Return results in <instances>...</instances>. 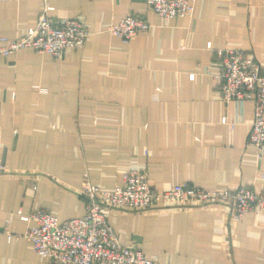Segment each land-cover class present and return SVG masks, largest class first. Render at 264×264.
<instances>
[{"label":"crops","instance_id":"1","mask_svg":"<svg viewBox=\"0 0 264 264\" xmlns=\"http://www.w3.org/2000/svg\"><path fill=\"white\" fill-rule=\"evenodd\" d=\"M48 3L52 20L79 19L89 36L60 57L23 49L0 61V264H54L33 251L17 211L81 216L85 172L104 190L139 170L157 191L264 195V158L248 144L254 102L223 100L216 53L264 64V0H196L191 18L169 21L144 0ZM41 7L0 0V37L25 36ZM128 14L151 26L125 42L107 30ZM109 224L163 264H264V210L233 221L220 208L115 209Z\"/></svg>","mask_w":264,"mask_h":264},{"label":"built area","instance_id":"2","mask_svg":"<svg viewBox=\"0 0 264 264\" xmlns=\"http://www.w3.org/2000/svg\"><path fill=\"white\" fill-rule=\"evenodd\" d=\"M144 1L162 21L184 16L191 18L196 3V0ZM52 10L48 0H42L37 22L25 36L0 37V61L23 49L53 57H60L67 49H81L89 36L84 23L74 18L54 21L49 15ZM150 26L144 17L128 14L110 25L107 32L127 42ZM216 53L221 66L223 100L241 102L251 99L254 102L248 144L255 147L259 158L263 159L264 64L239 49H218ZM81 194L85 198L83 214L65 221H59L44 209L29 214L17 211L19 218L27 223L23 236L41 258L54 264H163L156 257L146 256L121 244L109 224V216L115 209L220 208L233 221L247 213L259 214L264 210V195L246 187L214 191L183 183L169 190L157 191L147 175L139 170L125 172L122 183L111 190L99 187L85 172Z\"/></svg>","mask_w":264,"mask_h":264}]
</instances>
